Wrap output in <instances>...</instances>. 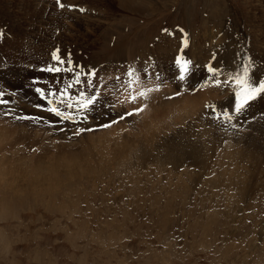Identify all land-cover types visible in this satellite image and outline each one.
<instances>
[{
    "label": "rangeland",
    "instance_id": "374dc122",
    "mask_svg": "<svg viewBox=\"0 0 264 264\" xmlns=\"http://www.w3.org/2000/svg\"><path fill=\"white\" fill-rule=\"evenodd\" d=\"M61 1L59 14L54 0H0L16 35L1 79L20 98L0 104V264H264V94L250 92L264 84V0ZM50 45L104 82L140 78L135 103L114 102L112 81L110 106L53 116L25 87ZM180 48L181 91L167 68ZM62 74L74 111L83 91ZM180 74L206 81L191 91Z\"/></svg>",
    "mask_w": 264,
    "mask_h": 264
},
{
    "label": "snow or ice",
    "instance_id": "6c2138e0",
    "mask_svg": "<svg viewBox=\"0 0 264 264\" xmlns=\"http://www.w3.org/2000/svg\"><path fill=\"white\" fill-rule=\"evenodd\" d=\"M59 2V0H58ZM61 7H64L63 4L60 5ZM53 61L54 64L49 66L46 69H42L41 71H47L49 73H52L53 75L56 74H62V73H71L76 79H75V86H81L87 83L86 79H81V75L80 73H78L77 71H75L76 68H78L79 66L76 65H70V60H66L64 58H62L58 53H54L53 54ZM210 72H215L218 71L216 69H209ZM94 72H89L86 73L85 76H93L94 77ZM245 77L248 76V71L247 69H245L244 74ZM237 82L238 85H240L241 87H243V85L240 83V78L239 77H235L234 78ZM74 85L73 84H66L64 86V89L62 91L59 92H45L43 89H37V92L41 94V96L45 99H47L48 96H53L56 97L57 99H48L47 102L52 105V104H64L65 101H68V103L65 104V107L68 109H73V102H72V95L71 92L69 91V89H71ZM88 86H92V85H88ZM251 93H261L264 94V84H259L256 87H253L250 89ZM81 95H84L83 92H81ZM3 94H0V104H4V103H8L10 101H4L2 99ZM237 98H238V103H237V112L241 111L242 108L248 104V98L245 97L242 101L239 99V93H237ZM94 101L89 98L87 100V102H80V101H76V107L74 109V111H80L81 108H83L84 111H91L92 107H94ZM49 111L53 112L56 116L60 117L62 120H72L73 119V115L72 113H65L64 111H62L58 106L57 107H51L49 109ZM128 115H132V113H129ZM124 117H121V119H123ZM86 119V117H85ZM107 126V125H106Z\"/></svg>",
    "mask_w": 264,
    "mask_h": 264
},
{
    "label": "bare ground",
    "instance_id": "6f19581e",
    "mask_svg": "<svg viewBox=\"0 0 264 264\" xmlns=\"http://www.w3.org/2000/svg\"><path fill=\"white\" fill-rule=\"evenodd\" d=\"M53 3H55V1L53 2ZM264 3V2H263ZM263 3L261 4V5H263ZM57 7V12L59 13V14H61V13H65V11H63L62 9L60 10H58V5L56 6ZM262 7V6H261ZM262 9V8H261ZM47 13H49L48 15H47V18H50V14L51 13H53V10H52V7L50 8V10L47 12ZM262 14V13H261ZM55 18H58V17H56L55 16ZM114 25V24H113ZM264 29V28H263ZM264 32V31H263ZM43 35H44V33H43ZM42 35V36H43ZM40 38H42L41 37V35H40ZM44 38H47V37H44ZM48 39V38H47ZM48 41H52V40H48ZM263 43V42H262ZM260 44V43H259ZM152 45H153V43H152ZM262 45V44H261ZM262 48V47H261ZM264 51V50H263ZM261 72H262V68H261ZM208 91H209V89H208ZM204 93V92H203ZM206 94V93H205ZM204 96V95H203ZM208 96V95H207ZM205 97V96H204ZM210 98V97H209ZM208 98V99H209ZM202 99V98H201ZM207 101V100H206ZM204 102V101H203ZM187 103V102H186ZM201 105V104H200ZM178 113V112H177ZM1 140V139H0ZM151 142V141H150ZM195 145H194V149H196V151H200V149H202V147H200V143H198V141L196 142V143H194ZM137 148V147H136ZM139 151V150H138ZM138 151L135 153V154H133V157H134V155H138L139 153H138ZM16 155V154H15ZM141 159H142V157H141ZM7 160H8V157H6V160L4 159V161H3V163H5V161L7 162ZM236 162H238V161H236ZM8 163V162H7ZM59 166V165H58ZM4 167V166H3ZM2 167V168H3ZM0 168H1V165H0ZM5 170H7V168L6 169H4L3 168V170L1 171L0 170V174H1V178L3 177V176H5ZM65 170V169H64ZM4 172V173H3ZM50 173H52V172H50ZM53 174V173H52ZM7 184V183H6ZM7 185H9V184H7ZM10 187H12L11 185H10ZM16 189V188H15ZM17 190V189H16Z\"/></svg>",
    "mask_w": 264,
    "mask_h": 264
}]
</instances>
